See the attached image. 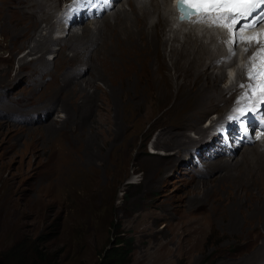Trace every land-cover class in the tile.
Listing matches in <instances>:
<instances>
[{
    "label": "rangeland",
    "instance_id": "obj_1",
    "mask_svg": "<svg viewBox=\"0 0 264 264\" xmlns=\"http://www.w3.org/2000/svg\"><path fill=\"white\" fill-rule=\"evenodd\" d=\"M64 1L0 0V255L22 241L48 264H102L112 249L120 250L124 264L263 263L264 185L248 181L254 172L246 163L257 157L253 150L264 145V136L238 148L227 167L222 164L227 158H214L195 168L192 160H201V154L192 156L199 137L193 131L187 132L193 142L186 148L177 150L174 137L167 135L160 141L168 148L156 146L161 132L181 129L174 127L175 115L205 99L190 82L180 85L174 79L161 36H133L126 42L123 28H112L115 15L66 28L57 15ZM158 1L168 21L169 0ZM125 2L117 0L108 12L126 10ZM47 22L55 26L50 32ZM85 25L92 31L108 26L109 34L122 38L120 48L133 50L132 57L121 59L127 69L116 83H77L95 82L79 64L94 44L90 38L68 46L63 36L80 33ZM171 25L177 27L171 20L161 26L163 35ZM178 30L182 42L189 29ZM204 31L215 38L212 43L200 38ZM195 32L208 49L219 52L217 65L228 60L224 48L236 57L228 67L209 66L208 60L200 66V72L224 74L221 89L237 82L222 95L231 97L225 106L205 108L209 112L200 127L208 129L209 120L231 113L238 97L255 86L248 70L260 69L259 58H251L264 41L253 42L247 60L245 43L234 44L215 29ZM41 37L60 42L31 52ZM115 38L110 40L119 42ZM96 84L104 90L97 91L99 96L92 95ZM247 147L251 150L243 152ZM176 162L180 166L174 172Z\"/></svg>",
    "mask_w": 264,
    "mask_h": 264
},
{
    "label": "bare ground",
    "instance_id": "obj_2",
    "mask_svg": "<svg viewBox=\"0 0 264 264\" xmlns=\"http://www.w3.org/2000/svg\"><path fill=\"white\" fill-rule=\"evenodd\" d=\"M170 1L171 0L168 1V6H169L168 12L171 13L170 15L171 19H169L168 21L171 20L173 24H175V18L172 13ZM161 5L162 4L158 0H127V4L123 5L127 7L126 10L123 9L125 7H121L120 9H116V11L112 13L108 12L107 15L104 14V17L109 18L112 15L116 16L114 19L115 21L112 20L114 22L112 28L121 26L123 28L122 31H124L123 32L124 34L122 33L121 36L123 38L125 37L124 41L126 42H128L133 36L139 37V38L140 37L148 38V36L153 37V36H158V35L161 36L163 39L162 43L164 44V46L169 47L168 55L164 54V56L165 58H168L169 60L170 66L168 67H170V69L174 72L173 73L174 79L177 80L178 84L180 83V85L181 84L188 85L187 82H190L189 86L192 89H193L192 86L197 87L195 90H197L200 96L203 99H205V101L203 102L198 101V100L197 102H194L192 100L193 102L190 105L189 112H184V113L174 116V119L176 120V123H174V127L179 126L181 128L179 131H174L171 128H169V130L167 129L165 132H161L159 134L160 138L156 146L168 148L166 145H164L160 141V139H162L165 135H167L168 138L170 136H173L174 137L173 141L174 143L176 142L174 147L178 150L181 148H186L187 145L193 142L192 138H189L187 134L188 131H193L194 133L200 136H204V134H207L208 129H203L202 127H200L201 122L203 120L202 118L206 116L207 112H209L207 110L208 109L207 107L210 106L212 108L214 107L215 103H219V102L221 103L220 106H225L229 102L231 97L224 99L222 98V95L229 93L230 90H233L237 85V82L231 83L229 87L221 89L218 86V84L224 74L223 73L215 74L212 72L208 74L206 73V70L205 71L203 70L204 73L200 72L199 69H200V66L203 64V60H208L209 66L210 65L213 66L215 64V66H219V67H228L232 62H234L236 57H234L235 55H233L232 53L233 49L224 48V51H226V59L228 58V60L225 63L217 65L216 62L218 61L219 52L217 51L213 52L212 50L208 49L205 45L206 42H203L200 39L202 38L203 40H207L208 43H212L215 40V38L212 35H207L206 31L202 32L200 34V38H198L195 34L196 32L194 31V29L191 28L187 31L188 35L184 34L185 40L181 42L177 37V29H179L178 31H180L181 28L176 27L175 29H173L171 25L169 26V29L167 30L169 33L165 32L164 30L165 34L163 35V32H162L163 30H161L160 28L163 24L166 27L168 21L166 19V12H165L166 10ZM20 9L22 10V8ZM29 14H30L29 15L30 19L37 20L36 17H34V14H32L31 12ZM133 14H135V16H133ZM92 16H93L92 12H89L88 6H86L85 10L81 14L80 20L87 21V19ZM96 23L98 24L99 21L96 20L95 24ZM70 25L71 24H68L67 26H70ZM73 25H76V24H73ZM26 26H27V23H26ZM106 27L109 28L106 25L104 27L102 25L100 26L97 25L95 26V28L93 27L94 31H92V29H90L88 26L85 25L81 28L80 33H78V31L76 30L72 33L67 32V34L63 36V43H65V45L70 43V45L68 46L74 45L75 43H78V45H80V42L81 43L86 42L88 41L87 39H90V38L91 39L89 42L92 41L94 44L92 48L93 50L87 53V56L85 58H82V62L79 64L84 66L86 70L89 69L91 75L94 74L93 79L95 80V82L94 81L86 82V80H81V81H77L79 85H82V84L92 85L93 83L95 84L96 82H101L106 87V85H108L109 82L116 83L117 79L120 78L122 73L127 69V67H125L126 66L125 64L122 66L123 62H121V59L122 58L124 59V57L127 56V54H129L131 57L134 54L133 50L128 51L129 52L128 53L124 48H120V45L118 46L117 44L121 42L120 40H122V38L120 37L119 34L115 32L109 34V31L111 28H109V30H107L106 32L105 31ZM45 28L48 29V31L50 32L55 28V26L52 23L47 22ZM261 33H264V32H261ZM254 34H260V33H254ZM191 35L194 36V39L191 37ZM112 36L116 37L117 40H119V42L114 41V40L111 41L110 37ZM259 36L260 35H257L256 38H259ZM233 37H234V44L238 41V42L245 43V45H247L246 47L247 49H245L244 51V57H246V59L249 60L250 57L248 58L247 53H248V49L250 47H253V43H247L244 39H241V38L237 39L235 36ZM262 37L264 39V36ZM55 42L56 43L60 42V40L58 38L53 39L52 37L49 39L41 37L37 39L36 41L38 46H32L30 50L33 53L35 51L41 52L43 49L49 50L50 49L49 44L55 43ZM66 42L68 43L66 44ZM24 44L25 42L22 41L20 45H24ZM114 49H117V53L114 51ZM221 53L222 52H220V54ZM40 58L41 60H43L42 62H44L45 64L47 63L42 56ZM25 66H26V63H23L21 65L20 72L24 70ZM237 78L239 79V81H241L242 79L241 72L239 69L237 70ZM93 88H94V94L92 95L94 96H99L97 94V91H99L100 93L104 92V90L101 89V87H99V84L94 85ZM200 89H206L209 93L201 94L199 92ZM220 94H221V97H219ZM204 109L207 111H204ZM222 109H226V107ZM222 109L219 111V113L224 112V110L222 111ZM262 112L264 114V111ZM162 119H160V121ZM190 119L194 122L188 123ZM164 124L166 123L163 122V125L162 124L161 125L164 126ZM209 132H210V129H209ZM262 139H263V135H261L257 143H260ZM238 148H242V147L240 146L236 147L233 154H235ZM250 150L251 149L247 147V148H244L243 152H249ZM253 152L256 154L257 157L254 158V160H252L251 162L249 161L250 164L246 163L247 165H250V167L253 169L252 172H254V174H252L251 180L249 179L248 181L252 183L254 182L255 184L259 183V184H262L263 186L264 185V145L259 146V147L255 146V150H253ZM185 161L186 160H183L182 163H184ZM241 161H242L241 163L244 164L245 161L247 160L244 159V156H243ZM231 163H233V159L231 161L230 159L226 161L224 160V163L222 164L223 166L227 167V166H230ZM179 166H180V162H176L174 166L175 167L174 172H177L179 170L178 169ZM261 250L262 252L260 253L261 254L264 253V248H262Z\"/></svg>",
    "mask_w": 264,
    "mask_h": 264
},
{
    "label": "snow or ice",
    "instance_id": "obj_3",
    "mask_svg": "<svg viewBox=\"0 0 264 264\" xmlns=\"http://www.w3.org/2000/svg\"><path fill=\"white\" fill-rule=\"evenodd\" d=\"M192 7L185 8V0H180L178 8L182 11L181 19L195 16L197 21L209 19L214 24H222L224 27H229L231 21H235L236 17H243L252 8L257 7L256 0H189ZM222 9H226L222 11ZM258 22H264V17H261ZM253 25H249L252 27ZM264 36V33L253 34L251 37H241L247 43H259L256 36ZM259 58L261 68L260 72L256 71V66L253 65L248 70L249 79L255 80L257 75L264 77V48L258 49L257 53L251 58L253 61ZM258 87L264 91V79H261Z\"/></svg>",
    "mask_w": 264,
    "mask_h": 264
},
{
    "label": "trees",
    "instance_id": "obj_4",
    "mask_svg": "<svg viewBox=\"0 0 264 264\" xmlns=\"http://www.w3.org/2000/svg\"><path fill=\"white\" fill-rule=\"evenodd\" d=\"M115 244H119L116 240ZM120 250L112 249V252H107L103 257L102 264H124L121 259L124 255L119 257ZM30 253V256L28 255ZM0 264H48L40 252L36 251L28 244L22 241L7 252V254L0 255Z\"/></svg>",
    "mask_w": 264,
    "mask_h": 264
},
{
    "label": "clouds",
    "instance_id": "obj_5",
    "mask_svg": "<svg viewBox=\"0 0 264 264\" xmlns=\"http://www.w3.org/2000/svg\"><path fill=\"white\" fill-rule=\"evenodd\" d=\"M42 114H45V113H42ZM40 118V117H39ZM39 118H37V119H39Z\"/></svg>",
    "mask_w": 264,
    "mask_h": 264
}]
</instances>
